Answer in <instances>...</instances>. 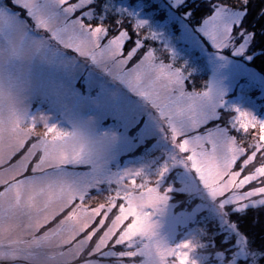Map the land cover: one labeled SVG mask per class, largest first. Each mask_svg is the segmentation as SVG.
Here are the masks:
<instances>
[{
    "label": "snow or ice",
    "instance_id": "6c2138e0",
    "mask_svg": "<svg viewBox=\"0 0 264 264\" xmlns=\"http://www.w3.org/2000/svg\"><path fill=\"white\" fill-rule=\"evenodd\" d=\"M180 2L182 0H176V3ZM11 4L22 10L18 11L20 14L23 12L27 16L32 13L31 0H11ZM189 7L194 10V5ZM59 11L67 22L66 29L70 35L85 45L88 43V34L91 33L100 48L116 55L122 65L128 66L139 57L137 62L128 67L137 72L136 79L128 81L129 86L135 88L141 75L152 80L156 106L169 120L173 157L189 153L184 156L209 185L213 198H219L221 207L225 203L243 206L242 201L256 196L264 197V186L250 184L253 181L264 184V121L239 109L234 110L235 116L222 118L216 109L223 106V101L219 104H205L198 98L201 94L199 91L173 93L172 89L182 90L186 86L184 67L175 64L172 53H168L171 58L166 63L165 53L146 43L157 40V34L149 29L146 35H142V30H146V22L140 19H135L129 27L124 18L132 16V13L117 7L113 0H60ZM261 14H264V9H261ZM203 35L218 52L231 46L232 54L237 55L242 54L245 49L244 42L237 45L236 40L243 36L246 41L255 34L246 33L243 29L233 34L232 27L223 21L221 11L217 10L205 20ZM212 121L219 122L214 123L213 127H207ZM250 128L257 129L258 135H252ZM241 130L245 135H239ZM230 132H235L236 135H231ZM55 135L59 137L68 134L57 131ZM178 138L181 139L178 141ZM30 144L31 141L22 144L10 155L4 165L9 176L0 179V264H21L22 260L35 259L44 242L66 231L72 233V239L60 247V256L65 254V250L72 249L73 245L80 244L82 249L78 257L79 264H105L113 258L127 260V257H117L124 250L121 239L125 232L137 226H149V214L142 213V209L154 208L165 199L156 191V187L149 186V180L137 184L138 177L126 179V184L132 190L129 196L139 194L143 197L139 208L129 196L117 197L115 206H105L103 210L95 206L84 208L80 200L79 203H75L77 200H68L44 218L35 230L24 227L23 234L15 240L5 235L13 228L23 227L25 217L29 214V197L39 179L33 172L35 161L30 154ZM206 145H211L210 149ZM44 147L46 150L47 145ZM179 163L184 165L185 161L180 160ZM234 165L239 168L238 171L234 169ZM167 167L165 165L159 169L156 185ZM246 185L252 190L241 191ZM5 198L9 200L7 208L4 206ZM65 212L63 218L56 222ZM85 213L90 219L77 229L75 221L78 215ZM130 215L131 221L121 229ZM97 217L101 218L94 224ZM50 223L53 226L45 230V226ZM81 234L84 235L79 238ZM94 237L98 239L92 246L90 241ZM113 240L114 244L109 246ZM187 248V244H181L175 249L178 264H186L187 251L184 250Z\"/></svg>",
    "mask_w": 264,
    "mask_h": 264
},
{
    "label": "rangeland",
    "instance_id": "374dc122",
    "mask_svg": "<svg viewBox=\"0 0 264 264\" xmlns=\"http://www.w3.org/2000/svg\"><path fill=\"white\" fill-rule=\"evenodd\" d=\"M6 2L13 12L22 11L15 8L11 0ZM113 2L117 7L132 13V16L124 18L129 27L134 22L130 18L132 17L134 20L146 22V30H142V35H146L149 29L157 34V40L146 43L164 52L166 63L170 62L171 58L168 53L174 54L175 64L183 66L186 71L187 91L208 90L212 94L214 104H219L217 101L222 100L223 106L216 109L222 118L235 116L234 110L239 109L250 113L257 120L260 117V121H264V113L259 116V111L264 109V75L248 63L251 37L246 41L243 36L239 37L236 44L244 42L245 50L242 54L233 55L231 46L218 52L203 35L205 20L212 17L217 10L221 11L223 21L232 27L233 34L241 29L248 33L245 27L241 26L242 10L214 2L211 13L202 19L197 27H191L188 24V13H180L179 10L183 0L180 3H176V0H113ZM21 16L26 15L21 12ZM138 59L139 57L134 59L127 67H131ZM35 93L33 103L37 109L33 112L49 114L52 121L66 133L75 134L88 129L93 136L103 132L115 135V142L104 157L105 164L102 169L97 170L95 157L89 156L83 163L66 166L65 175L82 183L100 179L104 181L100 185V190L106 193L109 188L107 179L110 176L127 171H142L149 177L150 187H158L162 193L167 189L166 200L158 206L159 210L153 217L158 234L173 244L177 234L182 229L189 228L178 243L186 240L196 242V248L190 253L196 264H207L205 260L208 256L201 252L205 245L200 240L201 228L193 226L195 218L209 216L222 228L225 224L223 213L227 206L240 209L264 204V197L256 196L242 201L243 206L225 203L221 207L219 198L211 197L200 186L194 178L195 173H191L179 162L170 164L173 157L172 145L160 131L151 111L146 109L124 85L113 82L102 70L91 64L74 62L71 71L63 72L55 68H41L36 74ZM232 93L234 94L231 95ZM218 122L212 121L207 127H213L214 123ZM249 131L254 136L258 135L257 129L250 128ZM230 134L236 135L235 132ZM239 135H245L243 130ZM179 139L181 138H178V141ZM206 147L210 149L211 145ZM124 154H129V158L120 166L118 160ZM165 165L168 166L167 171L159 177L156 185L159 169ZM234 169L239 170L236 165ZM136 182L139 184L142 181L137 178ZM250 184L256 187L264 186L257 181ZM111 187L115 185L112 184ZM251 190L252 188L246 185L241 191ZM92 194L97 195L98 191L94 189ZM94 206L89 205V208ZM115 211L118 212V209ZM65 214L66 212L61 214L56 222ZM100 218L97 217L94 224L98 223ZM130 221L131 218L125 221L124 227ZM50 226L53 225L50 223L45 226V230ZM231 231L233 232V229ZM83 235L81 234L79 238ZM96 239L98 237H94L90 245L94 246ZM236 239L235 250L227 260L223 254H217L218 262L213 264H236L237 259H247L249 264H256L252 258L253 254L246 249L243 240L239 237ZM112 244L114 240L109 246ZM170 259L174 264H178L175 257Z\"/></svg>",
    "mask_w": 264,
    "mask_h": 264
},
{
    "label": "clouds",
    "instance_id": "9594fccd",
    "mask_svg": "<svg viewBox=\"0 0 264 264\" xmlns=\"http://www.w3.org/2000/svg\"><path fill=\"white\" fill-rule=\"evenodd\" d=\"M31 5V15L22 17L19 12H13L6 0H0V179L9 176L4 165L10 155L29 141L30 154L35 161L33 172L39 178L33 194L29 197V214L25 217L23 227L13 228L5 233L13 240L23 234L24 227L35 230L62 202L80 200L84 208L95 205L103 210L105 206H115L117 197L129 196L132 190L130 185L124 182L126 179L138 177L142 182L149 179L140 170L113 175L107 179L109 188L105 193L100 190V185L104 183L100 179L82 183L65 175L66 166L83 163L89 156L95 157L96 169H102L105 164L104 157L116 138L114 134L107 132L93 136L88 129L75 134L67 133V136H56L57 131L66 132L52 121L49 114L34 113L31 108L36 94V74L41 68L71 71L73 63L80 62L102 70L113 82L124 85L151 111L160 131L171 144L169 120L156 106L157 99L151 79L141 75L136 87H130L128 81L136 79V71L122 65L116 55L101 49L91 33L88 34L87 45L73 38L66 29L65 18L59 11L60 0H31ZM180 91L187 92L186 86L182 90L172 89L175 94ZM199 92L201 94L198 98L202 102L213 103L212 94L208 90ZM180 160L185 161L183 166L195 173L194 178L213 197L209 185L190 166L184 155L177 154L170 164ZM158 176L159 174L155 183ZM112 184L115 187H111ZM94 189L98 191L97 195L92 194ZM156 191L165 199L154 208L142 209V213L149 214V226L130 228L121 239L124 250L118 253L117 257L128 259L113 258L105 264H174L170 258L175 257V249L181 244L188 245L186 264H196L190 256L197 246L195 241L186 240L170 244L158 234L153 217L159 210L158 206L166 200L167 189L162 193L156 187ZM129 199L139 208L143 197L136 194L129 196ZM8 203L9 200L5 198L6 208ZM129 218L132 219V216L130 215L128 220ZM89 219L87 213L78 215L75 221L77 229ZM71 239L72 233L63 232L44 242L35 259L22 260L21 264H79L78 257L82 249L80 244L65 250L63 256L59 255L60 247Z\"/></svg>",
    "mask_w": 264,
    "mask_h": 264
},
{
    "label": "trees",
    "instance_id": "16d2710c",
    "mask_svg": "<svg viewBox=\"0 0 264 264\" xmlns=\"http://www.w3.org/2000/svg\"><path fill=\"white\" fill-rule=\"evenodd\" d=\"M214 2L237 7L243 11L241 26L245 27L248 33L255 34L251 36L248 63L264 75V14H261L264 0H246V3L244 0H183L179 10L180 13H188L190 26H196L211 13ZM190 5H194V10L189 7ZM130 18L134 21L132 17ZM223 214L225 224L222 228L209 216L202 215L194 219L193 226L202 230L200 240L205 247H202L201 252L208 256L205 262L207 264L218 262L217 254H223L227 260L234 252L236 238L239 237L243 240L246 249L253 254V261L256 264H264V204L240 209L227 206ZM236 264H249V261L237 259Z\"/></svg>",
    "mask_w": 264,
    "mask_h": 264
}]
</instances>
